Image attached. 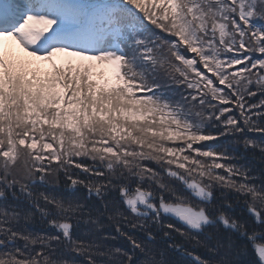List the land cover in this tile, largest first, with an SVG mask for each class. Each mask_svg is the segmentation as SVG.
I'll list each match as a JSON object with an SVG mask.
<instances>
[{"label":"snow or ice","instance_id":"obj_1","mask_svg":"<svg viewBox=\"0 0 264 264\" xmlns=\"http://www.w3.org/2000/svg\"><path fill=\"white\" fill-rule=\"evenodd\" d=\"M248 133L264 0H0V264H264Z\"/></svg>","mask_w":264,"mask_h":264},{"label":"trees","instance_id":"obj_2","mask_svg":"<svg viewBox=\"0 0 264 264\" xmlns=\"http://www.w3.org/2000/svg\"><path fill=\"white\" fill-rule=\"evenodd\" d=\"M256 99H259V94L257 95ZM249 139L257 141L259 144H264V135H260L257 133H248L247 134ZM219 145L226 147L227 150L237 158V163L244 165L245 167L249 168L251 170V175L254 178L255 182L259 184L261 181H264V155H262L259 148H252L251 146L248 148H245L242 140L240 142L236 141V138L229 137L227 139L221 137L219 140ZM154 166V165H153ZM64 177H59V183L50 181L49 188L48 189H40L41 191H50L53 195H59V194H66V190L64 189L63 184ZM83 195H86V193H82ZM219 195V192L217 193ZM225 195L228 197L229 200H232L235 202V197L233 193L227 192ZM240 205H236V212H240ZM28 228L30 231L35 232H42L43 227L39 223L38 220H35V222L28 225ZM107 230V229H106ZM114 243L117 247H125L126 245L123 244L122 241H114L109 242ZM200 255L204 256L205 258L213 259V257H209L208 254L200 248L195 249ZM67 259L75 258L77 261H81L83 258L74 255L73 256H67L65 257Z\"/></svg>","mask_w":264,"mask_h":264}]
</instances>
